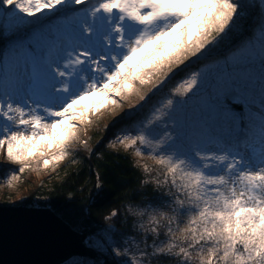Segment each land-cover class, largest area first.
Here are the masks:
<instances>
[{
    "label": "snow or ice",
    "instance_id": "obj_1",
    "mask_svg": "<svg viewBox=\"0 0 264 264\" xmlns=\"http://www.w3.org/2000/svg\"><path fill=\"white\" fill-rule=\"evenodd\" d=\"M258 6L233 42L240 0H0V149L20 173L55 168L93 117L128 102L143 113L110 143L155 162L153 194L125 206L130 233L86 245L116 264H264Z\"/></svg>",
    "mask_w": 264,
    "mask_h": 264
},
{
    "label": "trees",
    "instance_id": "obj_2",
    "mask_svg": "<svg viewBox=\"0 0 264 264\" xmlns=\"http://www.w3.org/2000/svg\"><path fill=\"white\" fill-rule=\"evenodd\" d=\"M4 44L0 40V47ZM92 141L91 151L70 155L54 177L41 187L49 207L55 215L79 233L98 234L110 228L114 232L130 230L124 223V208L138 204L153 194L151 185H144L143 172L129 153L109 149L98 136ZM75 161V162H73ZM102 185L97 194V183ZM25 206L32 207L31 203ZM112 210L119 215L104 219ZM98 264H116L104 259Z\"/></svg>",
    "mask_w": 264,
    "mask_h": 264
},
{
    "label": "rangeland",
    "instance_id": "obj_3",
    "mask_svg": "<svg viewBox=\"0 0 264 264\" xmlns=\"http://www.w3.org/2000/svg\"><path fill=\"white\" fill-rule=\"evenodd\" d=\"M242 9L245 15L240 20L241 30L234 33L232 39L233 42H237L247 36H249L258 24L260 9L259 0H240ZM183 75V74H181ZM180 76L175 77L169 84V88L175 86ZM129 103L125 102L122 108H117L113 110V106L102 110L97 116L92 118V123L87 126L86 131L81 132V139L87 141L86 146L73 145L71 151L72 155L83 154L91 151L90 146L92 141H95L98 136L100 137L99 143H104L106 146L115 151H122L129 153L137 167L141 169L145 179H150V177L144 173L143 167L147 166L150 169L155 168V162L147 157V155L136 156L133 153L124 150L121 146H113L110 142L115 138L116 134L119 133L123 128H125L132 121L136 120L139 115H142L143 110L139 112L133 111L128 112ZM4 151L0 149V152ZM69 155V156H70ZM68 156V157H69ZM65 158L61 161L55 168L41 169L38 171L26 170L24 173L19 172L21 167L16 164V169L10 166L1 167L0 166V206L1 207H18L25 206L27 203H31L34 207H42L47 203V198L41 190L45 183L51 177H54L60 171L61 166L68 159ZM13 176H18V179H13ZM11 181V184H9ZM152 189L153 186L151 185ZM145 201V200H143ZM141 201V202H143ZM140 202V203H141ZM32 206V207H33ZM131 223V222H130ZM106 231L113 232L115 239L119 240L121 234L127 233L126 230L121 232H114L111 228L105 229L98 234L97 237H102ZM131 232L130 230L128 233ZM92 234L89 232L85 235L86 239ZM85 239V240H86ZM98 255L104 259L114 260L116 258L108 251H96ZM63 264H98L96 261L83 259L79 257H74L64 262ZM152 264H170V261L164 257L153 258Z\"/></svg>",
    "mask_w": 264,
    "mask_h": 264
},
{
    "label": "water",
    "instance_id": "obj_4",
    "mask_svg": "<svg viewBox=\"0 0 264 264\" xmlns=\"http://www.w3.org/2000/svg\"><path fill=\"white\" fill-rule=\"evenodd\" d=\"M49 207L0 206V264H63L79 257L102 262Z\"/></svg>",
    "mask_w": 264,
    "mask_h": 264
},
{
    "label": "bare ground",
    "instance_id": "obj_5",
    "mask_svg": "<svg viewBox=\"0 0 264 264\" xmlns=\"http://www.w3.org/2000/svg\"><path fill=\"white\" fill-rule=\"evenodd\" d=\"M11 165V167H13V168H15L16 169V164H12L11 162H9L8 160H7V157H6V154H5V152L4 151H2V152H0V166L2 167H5V166H10Z\"/></svg>",
    "mask_w": 264,
    "mask_h": 264
}]
</instances>
